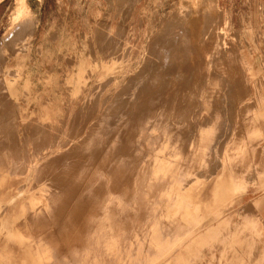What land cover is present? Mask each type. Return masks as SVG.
Returning <instances> with one entry per match:
<instances>
[{
  "label": "rangeland",
  "instance_id": "1",
  "mask_svg": "<svg viewBox=\"0 0 264 264\" xmlns=\"http://www.w3.org/2000/svg\"><path fill=\"white\" fill-rule=\"evenodd\" d=\"M13 7L14 0H3L0 3V114L5 113L0 115V161L2 164L4 163L0 164V169L3 166V171H0V208L4 207L2 205H5L9 198L21 193V196L15 199L16 209L13 208V214L17 213L16 217L18 218L14 228L20 232L23 230L22 233L26 234L27 238L25 245L16 243L3 247L0 242V264H75L77 260L76 264H264V224L260 221L256 208L257 197L264 193V0H193L192 2L190 0H35L30 11L22 14H16ZM22 18L31 19L27 20L30 24L27 23V26L19 27ZM18 30L21 33L16 35L12 33L9 39H4L5 35L12 31L16 33ZM17 35L19 37L15 39ZM158 55L162 56L161 59L165 58L164 64L168 60L164 69L156 70L155 63ZM21 59L27 62L22 78L18 81V76L22 73L19 65ZM163 61L158 62L160 66L163 65L161 64ZM159 64H157L158 67ZM141 68L144 69H142V73ZM86 70L89 71V75ZM134 72L135 74L139 72V75H136L139 80L147 81L151 78L149 76H152L153 81L151 80V82L154 83L157 81L173 82L174 84L172 83L165 90L178 88L182 93V99L188 112L184 110L181 114V106L177 104L169 113L171 115L166 114L167 117H163V122L169 120L172 126L167 125V130L165 127L169 123L164 122L165 124L163 123L159 127L165 125L166 130L163 127L160 131L159 128L157 130L158 132L162 131V135L164 132L166 133L163 136L161 133L157 134L159 137H155L154 141L152 139L151 143L143 145L144 147H136L133 151H131L132 149L127 150L125 149L124 143L127 142L125 140L122 143L125 148L121 146L119 148L123 150H107L102 153V158L99 156L101 153L99 155L97 153V157L93 158L96 155L91 154L90 156L89 150L96 149L98 145L101 148L103 146H100L102 143H96V147L94 144L93 146L88 145L89 141L87 140L91 139L93 134L95 137L96 126L94 123L98 122V117L105 109L110 114L119 111L121 107H127L126 104H120L118 96L115 97L116 95L111 93L114 88L122 87L121 85L115 86L119 82L117 75L125 74V77L129 78L130 75H135ZM15 73L16 75H14ZM146 74L149 77L147 79ZM75 75L81 76L78 79L82 82L76 90L78 84L72 85L71 83ZM142 75L146 77L142 78ZM222 76H226L225 79ZM49 78L54 82L44 89L46 87L44 83ZM6 79L9 81L12 79L14 84L19 83V88L25 79H29L28 92L32 94L31 97H37L36 100H26L22 95L23 92L21 94L19 90V108L16 112L11 111V107L8 109L7 95L4 94L7 92V86L1 84ZM223 81L224 84H220ZM176 82H178L177 86H175ZM183 82H186L184 86ZM1 85L4 86L3 89ZM180 85L182 87H178ZM227 88L232 89L231 91L235 88L239 90L231 93ZM197 89L199 90L197 91ZM186 91H189L187 92L188 97H186ZM225 91L227 93H224ZM109 94L112 95L111 98ZM21 97L23 99H20ZM107 97L110 99L104 103V99ZM226 97L228 98L226 99ZM229 97L230 99L232 97L234 101ZM112 98L118 100L113 101L116 104L108 107L111 108L109 110L106 107L113 103ZM121 98L123 99V95ZM108 103L109 105H107ZM115 105L116 107H114ZM13 109L15 108L13 107ZM179 112L181 115L184 112V115L180 117ZM4 115H7V118ZM43 119L46 122H42ZM258 119L261 121L259 122ZM14 120H17V127L14 125L16 123ZM175 120H179L180 123H173ZM184 120L185 122H183ZM203 120L204 122H202ZM253 124H261L257 125L261 128L257 126L254 128ZM190 125L192 126L190 127ZM251 126L252 128H249ZM176 127L180 128V134H177ZM174 128L176 134L173 132ZM6 130L7 132H5ZM181 132L183 133L181 134ZM39 135H42V138ZM164 139L168 145L163 141ZM13 140L16 144L11 143ZM61 141L64 144L67 143L68 149L75 153L70 152L69 154L68 149L67 152L64 150L63 153H55L54 150L59 148L58 144L63 143ZM70 143L72 147L75 145L74 150H71L72 147L69 148ZM78 143L82 148L76 147ZM106 144L110 146V143ZM84 145L88 151L83 150ZM81 151H84L85 154L82 153L85 156L82 155L86 158L81 155ZM120 152L122 153L120 154ZM129 152L131 153L129 154ZM173 152L176 154L174 155ZM57 154L64 155L60 156L61 159H57L59 157H56ZM48 155L49 157L51 155L52 159L48 158ZM80 156L83 157L82 160L79 159ZM88 156H90V160L87 159ZM78 159L79 161H77ZM85 159L90 162L87 163ZM92 159L96 163L95 166L102 164V168L100 165L96 166V169L94 164H92L94 167L89 165L91 168L84 165V169H90H86V171H91L92 168V171L96 170L94 174L91 171L90 175L87 172V176L82 171V163L84 160L86 164L93 163ZM54 160L57 163H54ZM80 161L82 163L78 165ZM52 162L53 164H51ZM38 164L42 165L40 168L42 170L39 169L41 165L37 167ZM144 164L145 166H143ZM77 165L79 166L78 170L76 169ZM135 166L136 170H133ZM150 166H153L155 170ZM145 168L148 170L146 171ZM8 169H12L13 172ZM99 169L102 173L99 172ZM52 170L61 173L54 175L57 173L53 174ZM125 170L128 172L126 173ZM156 171L160 173L157 174ZM36 172L39 177L35 176ZM97 174L100 176L98 175V177ZM156 174L155 177L158 181L155 177V180L151 179ZM92 175L97 178L95 177V179ZM92 177L94 179H90ZM38 178L39 182L35 181ZM81 178H86V180ZM98 178L99 180H97ZM52 180L56 183H53ZM91 180L100 183L94 182L93 184ZM102 180H104L103 183ZM222 180L229 186L225 200L214 205L211 208L212 212H203L206 203H213V191ZM31 181L35 184L34 187ZM64 181L66 182L64 183ZM98 183L103 185L99 186L101 190L98 191L96 188L91 191L95 188L94 186H98L96 185ZM20 184L19 188L24 187L23 189L17 188ZM145 184L148 187L152 186L151 189ZM135 188L138 192L135 191ZM152 188H155L154 191ZM139 190H142V193ZM92 192V195H96H90ZM139 194H143L144 198L143 196L138 197ZM249 197L253 199L252 206H243L242 202ZM57 199L62 200V203ZM101 200L103 201L101 202ZM29 201L34 202L31 205L32 208L25 209L24 215L21 214L20 206L28 205ZM52 201L54 202L52 203ZM128 201L129 203H127ZM139 204H142L143 207L141 208ZM139 208L143 212H140ZM39 209L40 211H38ZM123 209L128 210L125 212ZM3 211H0V218ZM73 212V216H70L69 214ZM91 212L92 215H90ZM129 216L133 219L131 220ZM105 219H108L109 222ZM116 221L120 225L123 221L129 224L123 222L122 226L125 227L119 225V229L116 226L118 225ZM31 222L37 227L32 226ZM99 222L104 226L103 230L102 226L98 225ZM107 223L110 226L115 224L112 226L113 229ZM131 223L135 226H131ZM92 225L98 228L92 227ZM88 229L91 230L88 231ZM29 231L34 232L33 235L35 234L36 238ZM110 231L113 234L117 232V234L115 233L117 240ZM129 231H131L130 235ZM82 232L84 233L82 234ZM91 232L92 235L99 237L102 234L100 232L106 233L108 236L112 234L113 237L111 235L109 237L113 239H106L107 244L105 240H102L106 235H101L99 243L98 237L89 235ZM83 235L90 236L91 240L90 237L87 239L88 237ZM123 235L126 237L124 238ZM93 238L95 241L98 239V242L91 245L94 242ZM86 239L91 241V244L85 241ZM118 242L122 243L123 247ZM86 243H88L89 249H86L87 245H84ZM70 244L75 247L72 249ZM99 245L103 246L101 250ZM67 246L70 248L67 249ZM63 251L69 252V255H66L65 252L64 254ZM56 253L61 256H57ZM70 254L73 255V258ZM37 258H41L42 262L37 261Z\"/></svg>",
  "mask_w": 264,
  "mask_h": 264
},
{
  "label": "bare ground",
  "instance_id": "2",
  "mask_svg": "<svg viewBox=\"0 0 264 264\" xmlns=\"http://www.w3.org/2000/svg\"><path fill=\"white\" fill-rule=\"evenodd\" d=\"M3 0H0V3L2 2ZM33 1H35V0H14V7H13V9H14V12H16V14L18 13V14H22V13H28L29 11H30V8H31V6H32V4H33ZM193 1V0H192ZM191 0H190V2H192ZM143 9H144V7H142ZM144 12V11H143ZM34 13V12H33ZM32 16H34V15H32ZM31 16V17H32ZM30 17V16H29ZM23 19H25V18H22V21L20 22V24H19V27H25V26H27L28 24H30L29 22H27V20L29 19H25V20H23ZM31 20V19H30ZM30 20H28V21H30ZM31 22H33V21H31ZM36 22V21H35ZM34 22V23H35ZM28 23V24H27ZM34 23H32L33 25H34ZM22 25V26H21ZM8 33V32H7ZM7 33H5V34H7ZM9 33H10V31H9ZM12 33H13V35H16V34H19V33H21L19 30L18 31H16V33H15V31H12L10 34H7V35H5L4 36V39H9V37H11L12 36ZM17 37H19V35H17V36H15V39H17ZM238 43V42H237ZM162 44H164V43H162ZM238 45V44H237ZM160 46H161V44H160ZM164 47L166 48V44L164 45ZM160 48V47H159ZM162 48H163V46H162ZM165 48H163V49H165ZM162 49V50H163ZM168 49V48H167ZM166 50V49H165ZM166 51H168V50H166ZM219 52V51H218ZM223 52V51H222ZM249 52V51H248ZM229 53V52H228ZM159 54H162V53H159ZM165 54H168V53H165ZM249 54V53H248ZM163 55H164V53H163ZM186 56V55H185ZM225 56V55H224ZM226 57V56H225ZM224 57V58H225ZM162 58V56H160V55H158L157 57H156V63H155V65H156V70L157 69H164L166 66H167V64H168V60H166L167 62H166V64H164V62L165 61H163L165 58H163V59H161ZM29 59V58H28ZM27 59V60H28ZM163 61V63L161 62V64H163V65H161L160 66V64L158 63V62H160V61ZM91 61V60H90ZM17 62V61H16ZM26 62L27 61H25L24 59H21L20 61H19V65H20V69H21V71H22V73L21 74H19V76H18V81H19V79H21L22 78V75H23V72H24V69H25V66H26ZM34 62H35V60H34ZM241 62V61H240ZM157 64H159V67H158V65ZM229 64V63H228ZM226 65V64H225ZM238 65H239V63H238ZM31 66V65H30ZM232 66V65H231ZM236 66V65H235ZM241 66V65H240ZM29 67V66H28ZM222 67V66H221ZM35 68V67H34ZM78 68V67H77ZM241 68V67H240ZM14 69V68H13ZM16 69H18V68H16ZM58 69V68H57ZM143 68H141V73H142V71L144 70H142ZM237 69V68H236ZM6 70V69H5ZM34 70V69H33ZM221 70V69H220ZM227 70V69H226ZM28 71V70H27ZM29 72H30V70H29ZM86 72H87V70H86ZM89 72V71H88ZM87 72V73H88ZM145 72V71H144ZM40 73V72H39ZM139 73V72H138ZM135 74V72H134V74L135 75H130L129 76V78H126L125 76V74H119V75H117V77H119V82H117L116 84H115V86H122L120 89H118V88H114L113 89V91H112V93L111 94H115L116 96L115 97H117L118 99H120V100H118L117 98H115V100L117 99L118 100V102L120 103V104H126L127 105V107H121V109L119 110V111H116L115 113H110V114H108V111L105 109L104 111H103V113H102V115L100 116V117H98L97 119H98V122L97 123H94L95 124V126H96V133H95V137H93L94 136V134H93V136H92V138H91V136H90V138L91 139H89V140H87V141H89L88 142V145L90 144L91 146H93V144H94V147H96L95 145H97L96 143H102L100 146H104L106 143H110V146H109V144L107 145L106 144V146H108V147H106V146H102V148L101 147H96V149H92V150H89L90 151V154L88 153V152H86L87 154H89L90 156H91V154H93V156L94 155H96L97 153H98V155H99V153H101V155H99V156H101V158H102V153L103 152H107V150L109 151H111V150H117L118 151V149L120 148V146L121 147H124V145L122 144V143H124L125 142V140L127 141V142H125L124 144L126 145L124 148L125 149H127V150H130V149H132L131 151H133V150H135L136 149V147L138 148H141V147H144L145 145H148L149 143H151V140L153 139V141L156 139L155 137H159V136H157V134H159V133H161V132H158V130L160 131V129L163 127L164 128V126H161V127H159L160 125H163V123L165 122H163V120H164V116H166L167 117V115L169 114V113H171V110H173V108L177 105V104H179V106H181V110H180V112H181V114H182V111H186V104L183 102V99H182V93H181V91L178 89V88H176L175 90H169V91H166L165 89H166V87H169V86H171L172 85V83L173 82H170V81H164V82H160V81H157V79L154 77V79H155V81H157L156 83H154V82H151V80H152V76H149V77H151L150 79H147V78H149L148 77V74H146V76H143L142 78H145L146 77V79H147V81L145 80V81H143V79L142 80H139L138 78H137V76L139 75V74ZM140 73V74H141ZM234 73V72H233ZM31 74V73H30ZM159 73H157V76H159L158 75ZM221 74V73H220ZM226 74V73H225ZM14 75H16V73L14 74ZM39 75V74H38ZM41 75V74H40ZM87 75H89V73L87 74ZM137 75V76H136ZM30 76V75H29ZM50 76V75H49ZM85 76V75H84ZM116 76V74L114 75V77ZM161 76V75H160ZM3 77H5V76H3ZM43 77V76H42ZM222 77H224V76H222ZM226 77V76H225ZM225 77H224V79H225ZM78 78H81V76H79V75H75V78L73 79V82H71L72 83V85H74V83H75V85L76 84H78L77 85V87L75 88V90L76 89H78V87L79 86H81V84H82V82L78 79ZM111 78V77H110ZM140 78H141V76H140ZM228 78V77H227ZM231 78H233V77H231ZM230 78V79H231ZM34 79V78H33ZM36 79V78H35ZM45 79V78H44ZM243 79V78H242ZM109 80V79H108ZM226 80H228V79H226ZM41 81V80H40ZM43 81V80H42ZM153 81V80H152ZM219 81V80H218ZM222 81V80H221ZM230 81H232V79L230 80ZM54 81L51 79L50 80V78L44 83V85L46 86V87H44V89H46L47 88V86L49 85V84H52ZM105 82V81H104ZM228 82V81H227ZM21 83H23V82H21ZM38 83V82H37ZM43 83V82H42ZM65 83H67V82H65ZM71 83H68L69 85L71 84ZM177 83L178 82H176L175 83V86H177ZM184 83V82H183ZM182 83V84H183ZM186 83V82H185ZM185 83L183 84V86L185 85ZM209 83H212V82H209ZM224 84V81L223 82H221L220 84ZM1 84H3V85H5V86H7V88H6V90H7V92H4V94L6 93V95H7V99H8V104H9V108L8 109H10V107H11V111L12 110H14V112H16L17 111V109L19 108V95H20V93H19V90L21 91V94H22V92H23V96L25 97V99L26 100H28V101H30V100H36V98L37 97H35V96H32L31 97V95L32 94H29V92H28V85H29V79H25L24 80V83H23V85L19 88V83H16V84H14V82L12 81V79H10V81L8 80V79H6L4 82H2ZM31 85H32V83H30ZM174 84V83H173ZM181 84V83H180ZM222 84V85H223ZM233 84V83H232ZM232 84H230L231 86H232ZM41 85V84H40ZM189 85V84H188ZM187 85V86H188ZM217 85H218V83H217ZM216 85V86H217ZM221 85V86H222ZM229 85V86H230ZM243 85V84H242ZM37 86V85H36ZM114 86V87H115ZM174 86V85H173ZM195 86H196V84H195ZM208 86H211V85H208ZM220 86V87H221ZM227 86V85H226ZM230 86V87H231ZM238 86V85H237ZM2 87H4V86H2L1 85V88ZM178 87H182V85H180V86H178ZM194 87V86H193ZM229 87V88H230ZM217 88V87H216ZM229 88H227V89H229ZM231 88H234V86L233 87H231ZM238 88H240L241 89V87H238ZM3 89V88H2ZM209 89V88H208ZM211 89V88H210ZM5 90V89H4ZM99 90V89H98ZM98 90H97V92H98ZM195 90V89H194ZM199 89H197V91H198ZM220 90V89H219ZM226 90V89H225ZM230 91L232 90V89H229ZM229 90H228V93H229ZM235 90H236V88H235ZM235 90H233V91H235ZM239 90V89H238ZM238 90H236V92L238 91ZM196 91V90H195ZM214 91V90H213ZM212 91V92H213ZM217 91V90H216ZM216 91H215V94H216ZM233 91H231V93L233 92ZM55 92V91H54ZM101 92V91H100ZM111 92V91H110ZM187 92H189V91H186V97H188L187 96ZM194 92V91H193ZM0 93H1V91H0ZM95 93V92H94ZM191 94H192V92H190ZM209 93V92H208ZM214 93V92H213ZM213 93H211V94H213ZM218 93V92H217ZM224 93H227L226 91L224 92ZM234 93V92H233ZM35 94V93H34ZM57 94V93H56ZM96 94V93H95ZM98 94H99V92H98ZM198 94V93H197ZM206 94V93H205ZM205 94H204V96H205ZM238 94V93H237ZM123 95V99L121 98V96ZM184 95V94H183ZM193 95V94H192ZM96 96V95H95ZM110 96H112V95H110L109 94V97ZM200 97H201V95H199ZM213 96H214V94H213ZM229 96V95H228ZM87 97H88V95H87ZM109 97H107V98H105L104 99V103H106V101L108 100V99H110ZM191 97V96H190ZM192 97H194V96H192ZM197 97V96H196ZM216 97V96H215ZM218 97V96H217ZM236 97V96H235ZM96 98V97H95ZM114 98V97H113ZM113 98H112V102L113 101H115V100H113ZM213 98V97H212ZM228 97H226V99H227ZM2 99V98H1ZM20 99H23L22 97L20 98ZM191 99V98H190ZM197 99V98H196ZM195 99V100H196ZM229 99H230V97H229ZM231 99H233L232 97H231ZM230 99V100H231ZM239 99V98H238ZM2 100H4V99H2ZM6 100V99H5ZM25 100V101H26ZM86 100V99H85ZM192 100V99H191ZM190 100V101H191ZM214 100V99H213ZM229 100V101H230ZM103 101V100H102ZM186 101H187V99H186ZM189 101V102H190ZM199 101V100H198ZM207 101V100H206ZM215 101V100H214ZM222 101V100H221ZM227 102H228V100H226ZM233 101H234V99H233ZM5 102V101H4ZM23 102H24V100H23ZM94 102V101H93ZM188 102V101H187ZM195 102V101H194ZM232 102V101H231ZM2 103V102H1ZM92 103V102H91ZM91 103H89V104H91ZM118 103V104H119ZM210 103V102H209ZM218 103H219V101H218ZM3 104V103H2ZM94 104V103H93ZM114 104H116V102H113L112 104H110L109 105V103L107 104V105H109V106H107L106 108H108V107H110L111 105L113 106ZM185 104V105H184ZM191 104V103H190ZM226 104V103H225ZM96 105V104H95ZM123 105V106H124ZM187 105H189L188 103H187ZM232 105V104H231ZM4 106V105H3ZM111 106V107H112ZM119 106V105H118ZM213 106H214V104H213ZM212 106V107H213ZM226 107H227V105H225ZM228 106H230V105H228ZM7 107H8V105H7ZM13 107L16 109H13ZM105 107V106H104ZM114 107H116V105L114 106ZM203 107H204V105H203ZM215 107H216V105H215ZM91 108V107H90ZM185 108V109H184ZM229 108V110H230V107H228ZM4 109V108H3ZM6 109V108H5ZM92 109V108H91ZM109 109V108H108ZM214 109V108H213ZM223 109V108H222ZM109 110H111V108L109 109ZM155 110H157L155 113H154V111ZM191 110V109H190ZM228 110V111H229ZM7 111V110H6ZM8 111H10V110H8ZM223 111V110H222ZM3 112V111H2ZM93 112V111H92ZM101 112V111H100ZM114 112V111H113ZM180 112H179V115H180V117L181 116H183L184 115V112H183V115H181L180 114ZM186 112H188V111H186ZM262 112V111H261ZM197 113V112H196ZM200 113V112H199ZM2 114V113H1ZM0 114V115H1ZM3 114H5V113H3ZM2 114V115H3ZM8 114H9V112H8ZM11 114V113H10ZM76 114V113H75ZM87 114V113H86ZM150 114H151V116H150ZM167 114V115H166ZM193 114V113H192ZM205 114V113H204ZM211 114H212V111H211ZM229 114H230V111H229ZM253 114V113H252ZM258 114V113H257ZM13 115V114H12ZM91 115V114H90ZM108 115V116H107ZM169 115H171V114H169ZM188 115V114H187ZM245 115V114H244ZM5 116V115H4ZM7 116V115H6ZM5 116V117H6ZM9 116V115H8ZM86 116V115H85ZM178 116V115H177ZM199 116V115H198ZM204 116V115H203ZM202 116V117H203ZM212 116V115H211ZM232 116V115H231ZM253 116V115H252ZM257 116H260V115H257ZM30 117H31V115H30ZM166 117H165V119H166ZM201 117V116H200ZM227 117V116H226ZM244 117V116H243ZM261 117V116H260ZM0 118H1V116H0ZM7 118V117H6ZM247 118V117H246ZM249 118V117H248ZM253 118V117H252ZM5 119V118H4ZM3 119V120H4ZM13 119V118H12ZM17 119V118H16ZM45 119H47V117H45ZM45 119H43L42 120V122H44L45 121ZM85 119V118H84ZM216 119V118H215ZM86 120V119H85ZM174 120V119H173ZM198 120V119H197ZM245 120V119H244ZM250 120V119H249ZM253 120V119H252ZM259 120V119H258ZM5 121V120H4ZM7 121V120H6ZM15 121V120H14ZM17 121V120H16ZM15 121V122H16ZM29 121H30V119H29ZM179 121V120H178ZM178 121H176L175 120V122L173 121V123H176V122H178ZM261 121V119L259 120V122ZM39 122V121H38ZM41 122V121H40ZM46 122V121H45ZM95 122V121H94ZM166 122L167 123H169V120L167 121L166 120ZM165 122V123H166ZM172 122V121H171ZM183 122H185V120L183 121ZM196 122V121H195ZM202 122H204V120L202 121ZM222 122V121H221ZM251 122V121H250ZM255 122V121H254ZM2 123H3V121H2ZM1 123V124H2ZM37 123V122H36ZM164 123V124H165ZM180 122H178V123H176V124H179ZM189 123V122H188ZM198 123V122H197ZM247 123V122H246ZM245 123V124H246ZM258 123V122H257ZM6 124H7V122H6ZM13 124H14V122H13ZM19 124V123H18ZM39 124V123H38ZM45 124V123H44ZM90 124V123H89ZM192 124H193V122H192ZM261 124H263L262 122H261ZM261 124H253L254 125V128H255V126H257V125H261ZM10 125V124H9ZM15 126L17 125V122L14 124ZM22 125V124H21ZM40 125V124H39ZM167 125L168 126H172V124H166V129H167ZM204 125V124H203ZM220 125V124H219ZM218 125V126H219ZM248 125V124H247ZM3 126V125H2ZM12 126V125H11ZM26 126V125H25ZM87 126V125H86ZM89 126V125H88ZM87 126V127H88ZM175 126H177V125H175ZM178 126H180V125H178ZM182 126V125H181ZM192 125H190V127H191ZM242 126V125H241ZM10 127V126H9ZM17 127V126H16ZM28 127V126H27ZM35 127V126H34ZM174 127V126H173ZM257 127H259V126H257ZM33 128V127H32ZM41 128V127H40ZM62 128V127H61ZM86 128V127H85ZM92 128V127H91ZM90 128V129H91ZM159 128V129H158ZM164 128V129H165ZM170 128V127H169ZM177 128V127H176ZM215 128H217V127H215ZM245 128H247V127H245ZM249 128H252V126L251 127H249ZM248 128V129H249ZM259 128H261V126L259 127ZM13 129V128H12ZM42 129V128H41ZM82 129V128H81ZM158 129V130H157ZM165 129V130H166ZM178 130H179V132H178V130L176 131L177 132V134H180V128L178 127L177 128ZM194 129V128H193ZM218 129V128H217ZM239 129V128H238ZM80 130V129H79ZM168 130V129H167ZM174 131V133H175V128L173 129ZM184 130H185V128H184ZM183 130V131H184ZM192 130V129H191ZM247 130V129H246ZM260 130V129H259ZM3 131V130H2ZM19 131V130H18ZM81 131V130H80ZM94 131V130H93ZM169 131H170V129H169ZM220 131V130H219ZM242 131V130H241ZM1 132V131H0ZM5 132H7V130L5 131ZM13 132V131H12ZM31 132V131H30ZM79 132V131H78ZM85 132V131H84ZM95 132V131H94ZM168 132V131H167ZM172 132V134H174ZM200 132V131H199ZM213 132V131H212ZM247 132V131H246ZM249 132V131H248ZM261 132V131H260ZM10 133V132H9ZM164 133H166V132H164ZM164 133H163V135H164ZM183 132H181V134H182ZM185 133V132H184ZM197 133V132H196ZM257 133H258V131H257ZM1 134V133H0ZM176 134V133H175ZM254 134V133H253ZM263 134V133H262ZM3 135H4V133H3ZM7 135V134H6ZM9 135V134H8ZM43 135V134H42ZM42 135H39L40 137L42 136ZM66 135V134H65ZM77 135V134H76ZM88 135V134H87ZM160 135V134H159ZM161 135H162V133H161ZM162 135V136H163ZM171 135V134H170ZM170 135L168 136V137H170ZM215 135V134H214ZM35 136V135H34ZM162 136H160V137H162ZM166 136V137H167ZM177 136V135H176ZM184 136V135H183ZM185 136H187V135H185ZM192 136V135H191ZM263 136V135H262ZM25 137V136H24ZM44 137V136H43ZM80 137H81V135H80ZM83 137V136H82ZM178 137V136H177ZM2 138V137H1ZM42 138V137H41ZM45 138V137H44ZM68 138V137H67ZM79 138V137H78ZM165 138V137H164ZM76 139H77V137H76ZM123 140V142H121L122 140ZM160 139V138H159ZM159 139H157L158 141H160ZM163 139V138H162ZM166 140H167V138H165ZM165 139L163 140V141H165ZM184 139H186V138H184ZM5 140H6V138H5ZM16 140V139H15ZM15 140H13L11 143H13ZM23 140V139H22ZM41 140H43V139H41ZM66 140V138L64 139V141ZM69 140H71V139H69ZM170 140V139H169ZM176 140V139H175ZM180 140V139H179ZM8 141V140H7ZM46 141H48V140H46ZM68 141V140H67ZM75 141V140H74ZM86 141V140H85ZM108 141H110V142H108ZM186 141V140H185ZM5 142V141H4ZM26 142V141H25ZM61 142H63V141H61ZM166 142V144H167V141H165ZM171 142V141H170ZM200 142V141H199ZM0 143H1V141H0ZM15 143V142H14ZM162 144H164L163 142H161ZM185 143V142H184ZM193 143H194V141H193ZM239 143V142H238ZM5 144V143H4ZM16 144V143H15ZM25 144V143H24ZM36 144V143H35ZM40 144V143H39ZM52 144V143H51ZM67 144V143H66ZM66 144H64V142L63 143H61V144H58L59 145V148L57 147V149H55L54 150V152L56 153H63V151L65 150H67L68 149V146L66 145ZM73 145H74V143H72ZM153 144V143H152ZM166 144H165V146H166ZM6 145V144H5ZM9 145V144H8ZM88 145L86 144V146H87V148H88ZM144 145V146H143ZM168 145V144H167ZM175 145V144H174ZM177 145V144H176ZM193 145H195V144H193ZM210 146L212 145V143L211 144H209ZM2 146H4L3 144H2ZM15 146V145H14ZM79 146H81L80 145V143H78V146H76V147H79ZM90 146V147H91ZM152 146V145H151ZM159 146H160V144H159ZM173 146V145H172ZM9 147V146H8ZM33 147V146H32ZM72 147V145H71V143H70V147L69 148H71ZM75 147V145L71 148V150L73 149ZM155 147V146H154ZM163 147H164V145H163ZM169 147V146H168ZM10 148V147H9ZM34 148V147H33ZM79 148H82V147H79ZM79 148H77V149H79ZM112 148V149H111ZM149 148H150V146H149ZM161 148V147H160ZM176 148V147H175ZM193 148V147H192ZM234 148V147H233ZM2 149H4V148H2ZM38 149H40V148H38ZM77 149H75V150H77ZM87 150L86 148H85V145H84V147H83V150ZM105 149H106V151H105ZM158 149H159V147H158ZM157 149V150H158ZM168 149V148H167ZM172 149H174V148H172ZM189 149H191V148H189ZM194 149V148H193ZM192 149V151H194ZM231 149V148H230ZM0 150H1V148H0ZM8 150H10V149H8ZM12 150V149H11ZM34 150V149H33ZM51 150H52V148H51ZM69 150V149H68ZM67 150V151H68ZM74 150V149H73ZM80 150H82V149H80ZM121 150H123V149H119V151H121ZM126 150V151H127ZM237 150V149H236ZM14 151V150H13ZM18 151V150H17ZM66 151V152H67ZM88 151V150H87ZM125 151V150H124ZM124 151H122V152H124ZM163 151V150H162ZM166 151V150H165ZM168 151V150H167ZM176 151V150H175ZM187 151V150H186ZM70 152L71 153H73L72 151H70L69 150V154H70ZM79 153H80V151H78ZM84 153V151H81V155ZM94 152V153H93ZM122 152H120V154L122 153ZM128 152V151H127ZM135 152V151H134ZM134 152H133V155H134ZM143 152V151H142ZM151 152V151H150ZM149 152V153H150ZM176 152H178V151H176ZM228 152V151H227ZM248 152V151H247ZM0 153H1V151H0ZM7 153V152H6ZM5 153V154H6ZM10 153V152H9ZM75 153V152H74ZM125 153V152H124ZM123 153V154H124ZM131 152H129V154H130ZM174 153V152H173ZM186 153V152H185ZM229 153V152H228ZM46 154V153H45ZM66 154H68V153H66ZM65 154V155H66ZM85 154V153H84ZM83 154V155H84ZM113 154V153H112ZM139 154V153H138ZM142 154V153H141ZM171 154V153H170ZM176 153H174V155H175ZM9 155V154H8ZM16 155V154H15ZM62 155H64V154H61L60 156H62ZM82 155V156H83ZM128 155V154H127ZM144 155V154H143ZM178 155V154H177ZM184 155V154H183ZM199 155V154H198ZM241 155H243L242 153H241ZM40 156V155H39ZM39 156H38V158H39ZM57 156H59L58 154L56 155V157ZM57 157V159L58 158H60L61 159V157ZM66 156H68V155H66ZM85 156V155H84ZM83 156V157H84ZM87 156V155H86ZM90 156H88L87 157V159L88 160H90ZM92 156V157H93ZM107 156V155H106ZM121 156H123V155H121ZM131 156H132V154H131ZM150 156V155H149ZM148 156V157H149ZM152 156V155H151ZM188 156V155H187ZM204 156V155H203ZM21 157V156H20ZM35 157V156H34ZM33 157V158H34ZM50 157H51V155H50ZM49 157V155H48V158H50ZM69 157V156H68ZM81 157V156H80ZM83 157H81V158H79V159H81L82 160V158ZM91 157V158H92ZM97 157V155L95 156V157H93V158H96ZM127 157V156H126ZM135 157V156H134ZM140 157H142V156H140ZM147 157V158H148ZM189 157V156H188ZM197 158H198V156H196ZM200 157V156H199ZM242 157V156H241ZM7 158V157H6ZM16 158V157H15ZM33 158H32V160H33ZM35 158H37V156L35 157ZM54 158V157H53ZM72 158H74V157H72ZM78 158V157H77ZM84 158H86V157H84ZM99 158V157H98ZM104 158V157H103ZM106 158V157H105ZM116 158V157H115ZM125 158V157H124ZM130 158V157H129ZM153 158V157H152ZM191 158V157H190ZM195 158V157H194ZM3 159V158H2ZM46 159V158H45ZM51 159H52V157H51ZM55 159V158H54ZM56 159V160H57ZM65 159V158H64ZM79 159L77 160V161H79ZM87 159H85L86 161H87V163L88 162H90V161H88ZM235 159H236V157H235ZM242 159V158H241ZM0 160H1V157H0ZM18 160V159H17ZM31 160V159H30ZM32 160H31V162H32ZM47 160V159H46ZM85 160L83 161V163L80 161V162H78V163H80V164H78V165H81V163L83 164V169H82V171H84L85 172V174L88 172V174L92 171V169H91V171H86V169L87 170H90V169H88V168H86V169H84L85 168V166L87 167V165H88V167H89V165L91 164H94V166H95V164L96 163H94V159H92V162L93 163H89V164H86L85 163ZM99 160V159H98ZM103 160V159H102ZM123 160V159H122ZM139 160V159H138ZM141 160V159H140ZM149 160H151L152 161V159H149ZM154 160V159H153ZM186 160V159H185ZM243 160V159H242ZM245 160V159H244ZM7 161V160H6ZM15 161V160H14ZM20 161V160H19ZM45 161V160H44ZM52 161V160H51ZM58 161V160H57ZM57 161H55L54 160V163L56 162L57 163ZM59 161H61V160H59ZM64 161V160H63ZM72 161V160H71ZM70 161V162H71ZM104 161V160H103ZM107 161V160H106ZM117 161V160H116ZM120 161V160H119ZM127 161V160H126ZM125 161V162H126ZM128 161H130V160H128ZM150 161V162H151ZM199 161V160H198ZM230 161H232V160H230ZM234 161H236V160H234ZM233 161V162H234ZM246 161V160H245ZM244 161V162H245ZM1 162V161H0ZM3 162H5V161H3ZM76 162V161H75ZM74 162V163H75ZM96 162H97V160H96ZM140 163H141V161H139ZM138 162V163H139ZM167 162H169L168 160H167ZM172 162V161H171ZM178 162V161H177ZM180 162V161H179ZM242 162V161H241ZM33 163V162H32ZM42 163V162H41ZM85 163V164H84ZM103 163V162H102ZM116 163V162H115ZM170 163V162H169ZM1 165H3L2 164V162L0 163ZM6 164V163H5ZM8 164H9V162H8ZM12 164V163H11ZM43 164H44V162H43ZM47 164H49V163H47ZM46 164V165H47ZM51 164H53V162L51 163ZM124 164V163H123ZM126 164V163H125ZM133 164H134V162H133ZM143 164V163H142ZM150 165H151V163H149ZM153 164H154V162H153ZM166 164V163H165ZM218 164V163H217ZM234 164H235V162H234ZM239 164V163H238ZM30 165H31V163H30ZM41 165V164H40ZM39 164L37 165V167H39L40 166ZM57 165H59V164H57ZM56 165V166H57ZM77 165V166H78ZM85 165V166H84ZM100 165V164H99ZM99 165H96V166H99ZM102 165V164H101ZM100 165V166H101ZM108 166H109V164H107ZM106 165V166H107ZM115 165V164H114ZM139 165V164H138ZM155 165V164H154ZM5 166V165H4ZM55 166V165H54ZM71 166H72V163H71ZM93 166V165H92ZM93 166V167H94ZM96 166H95V169H96ZM142 166V165H141ZM143 166H145V164L143 165ZM214 166V165H213ZM3 166H1V169H0V171H3L2 168ZM31 167V166H30ZM42 167V165L39 167V169ZM43 167H45V165H43ZM68 167V166H67ZM66 167V168H67ZM74 167V166H73ZM81 167V166H80ZM139 167V166H138ZM138 167H137V169H138ZM148 167V166H147ZM150 167H152L153 168V166H150ZM154 167H156V166H154ZM161 167V166H160ZM189 167V166H188ZM187 167V168H188ZM237 167V166H236ZM6 168V167H5ZM5 168H4V170H5ZM34 168V167H33ZM75 168V167H74ZM89 168H91V167H89ZM99 168V167H98ZM97 168V169H98ZM100 168H102V166L100 167ZM111 168V167H110ZM115 168V167H114ZM134 168V167H133ZM143 168V167H142ZM162 168V167H161ZM186 168V167H185ZM26 169V168H25ZM38 169V170H39ZM77 170L79 169V166H78V168H76ZM81 169V168H80ZM93 170L92 172H93V174H94V172H96V170ZM130 169V168H129ZM146 169V168H145ZM154 169V168H153ZM152 169V170H153ZM157 169H159L158 167H157ZM181 169H182V167H181ZM9 170V169H8ZM16 170V169H15ZM35 170H36V168H35ZM40 170H42V169H40ZM55 170V169H54ZM100 170V169H99ZM104 170V169H103ZM121 170V169H120ZM119 170V171H120ZM133 170H136V166H135V169H133ZM144 170V169H143ZM148 169H146V171H147ZM155 170V169H154ZM212 170H213V168H212ZM6 171V170H5ZM9 171H12L13 172V170L12 169H10ZM8 171V172H9ZM53 171V170H52ZM111 171H113V169H111ZM126 171V170H125ZM159 171L161 172V170L159 169ZM7 172V173H8ZM99 172H101L102 173V171L100 170ZM99 172H97V173H99ZM115 172V171H114ZM128 171H126V173H127ZM156 172H158V171H156ZM160 172H158L157 174H159ZM6 173V174H7ZM24 173V172H23ZM49 173H50V171H49ZM52 173V172H51ZM54 173H57V171L55 172V171H53V174ZM60 173L61 172H59V173H57V174H54V175H60ZM69 173V172H68ZM72 173V172H71ZM134 173V172H133ZM147 173V172H146ZM153 173V172H152ZM30 174V173H29ZM36 174V175H35ZM34 175L36 176V177H39V175H37V172L35 173ZM82 174V173H81ZM85 174H84V176H85ZM88 174H86L87 176H88ZM91 174V173H90ZM89 174V175H90ZM124 174V173H123ZM135 174H137V173H135ZM134 174V175H135ZM150 174V173H149ZM148 174V175H149ZM157 174L156 175H154L153 176V178H151L152 180L154 179V177L155 176H157ZM45 175H47V174H45ZM96 175V174H95ZM95 175H92V176H94V178L96 177ZM99 174H97V176H98ZM117 175V174H116ZM133 175V174H132ZM140 175V174H139ZM52 176V175H51ZM100 176V175H99ZM98 176V177H99ZM129 176V175H128ZM150 176V175H149ZM148 176V177H149ZM61 177V176H60ZM65 177V176H64ZM69 177V176H68ZM89 177H91V176H89ZM119 177V176H118ZM124 177V176H123ZM122 177V178H123ZM132 177V176H131ZM151 177H152V174H151ZM7 178V177H6ZM32 178V177H31ZM62 178V177H61ZM93 177L92 178H90V179H94ZM97 178V177H96ZM95 178V179H96ZM106 178V177H105ZM114 178V177H113ZM116 178V177H115ZM157 178H159V177H157ZM160 178H161V176H160ZM12 179V178H11ZM34 179V178H33ZM51 179V178H50ZM60 179V178H59ZM63 179V178H62ZM67 179V178H66ZM82 179V178H81ZM88 179V178H87ZM110 179V178H109ZM109 179H108V181H109ZM119 179V178H118ZM133 179V178H132ZM136 179V178H135ZM139 179V176H138V178H137V180ZM146 179V178H145ZM150 179V178H149ZM155 179H156V177H155ZM154 179V180H155ZM163 179V178H162ZM162 179H161V181H162ZM184 179V178H183ZM42 180V179H41ZM82 180H86V178L85 179H82ZM97 180H99V178L97 179ZM101 180V179H100ZM114 180V179H113ZM120 180V179H119ZM119 180H117V181H119ZM126 180H127V178H126ZM143 180V179H142ZM147 180V179H146ZM157 181H158V179H156ZM22 181V180H21ZM35 181H38L39 182V178H38V180H35ZM34 181V182H35ZM53 181V180H52ZM69 181H70V179H69ZM74 181V180H73ZM89 181V180H88ZM91 181H93V180H91ZM90 181V182H91ZM103 181L104 180H102V183H103ZM123 181V180H122ZM149 181V180H148ZM156 181V182H157ZM161 181H159V182H161ZM228 181V180H227ZM23 182V181H22ZM55 181H53V183H54ZM63 182V181H62ZM66 181H64V183H65ZM71 182V181H70ZM87 182V181H86ZM94 182L95 183H97V182H99V181H93V184H94ZM134 182V181H133ZM142 182V181H141ZM5 183V182H4ZM31 183H33L32 181H31ZM37 183V182H36ZM46 183H48V182H46ZM56 183V182H55ZM60 183V182H59ZM58 183V184H59ZM79 183V182H78ZM100 183V182H99ZM96 184V185H98V186H94L95 188L94 189H91V191L92 190H96V188H98V191L99 190H101V188L100 187H102L103 185H101V184ZM115 183V182H114ZM117 183V182H116ZM127 183V182H126ZM136 183H137V181H136ZM135 183V186H137V184ZM145 183H146V181H145ZM153 183V182H152ZM26 184V183H25ZM38 184V183H37ZM36 184V185H37ZM149 184H150V182H149ZM173 184V183H172ZM23 185V184H22ZM31 185V184H30ZM53 185H55V184H53ZM62 185V184H61ZM65 185V184H64ZM108 185V184H107ZM117 185V184H116ZM123 185V184H122ZM143 185V184H142ZM146 185V184H145ZM150 185H152V184H150ZM21 186V184L17 187L18 189H23V188H19ZM24 186V185H23ZM35 186V184L33 183V187ZM80 186V185H79ZM100 186V187H99ZM105 186V185H104ZM110 186V185H109ZM147 186V185H146ZM146 186H145V190H146ZM38 187V186H37ZM52 187V186H51ZM107 187V186H106ZM117 187V186H116ZM119 187V186H118ZM141 186L139 185V188H140ZM148 187V186H147ZM152 187V186H151ZM151 187H148L149 189H151ZM16 188V189H17ZM31 188H32V186H31ZM68 188V187H67ZM84 188V187H83ZM87 188H89V187H87ZM120 188H121V186H120ZM119 188V189H120ZM123 188V187H122ZM158 188V187H157ZM156 188V189H157ZM17 189V190H18ZM51 189V188H50ZM59 189H61V188H59ZM76 189V188H75ZM109 189V188H108ZM114 189H115V187H114ZM127 189V188H126ZM134 189V188H133ZM136 189V188H135ZM144 189V187L142 188V190ZM148 189V190H149ZM153 189V188H152ZM155 189V188H154ZM154 189H153V191H154ZM46 190V189H45ZM52 190V189H51ZM73 190V189H72ZM142 190L140 191L141 193H142ZM49 191V190H48ZM79 191V190H78ZM90 191V192H91ZM97 191V192H98ZM106 191V190H105ZM109 191V190H108ZM123 191V190H122ZM126 191V190H125ZM135 191H137L138 192V190L136 189ZM134 191V192H135ZM169 191V190H168ZM167 191V192H168ZM228 191H229V186H227L226 185V183H225V181H221L217 186H216V188H215V190L213 191V203L212 204H210V203H206L205 204V206H204V210H203V212H212L211 211V208L214 206V205H216V204H218L219 202H221V201H223V200H225V198H226V196H227V194H228ZM22 192V191H21ZM59 192V191H58ZM73 192H74V190H73ZM80 193H81V191H79ZM78 192V193H79ZM89 192V191H88ZM95 192V191H94ZM119 192V191H118ZM124 192V191H123ZM122 192V194H124ZM128 192V191H127ZM133 192V191H132ZM50 193V192H49ZM53 193V192H52ZM57 193V192H56ZM64 193V192H63ZM99 193V192H98ZM97 193V194H98ZM108 193V192H107ZM126 193V192H125ZM136 193V192H135ZM15 194V193H14ZM68 194V193H67ZM88 194H90V193H88ZM93 194V192L90 194V195H92ZM151 194V193H150ZM6 195V194H5ZM24 195V194H23ZM29 195V194H28ZM43 195V194H42ZM55 195V194H54ZM59 195V194H58ZM57 195V196H58ZM63 195V194H62ZM65 195V194H64ZM76 195V194H75ZM94 195H96V194H94ZM94 195H92V196H94ZM100 195V194H99ZM104 195V194H103ZM21 196V193H19L17 196H15V197H11V198H9L8 200H7V202L5 203V205H2V206H4V207H1L0 208V211H2V210H4L3 211V213H1V215H2V217L0 218V242L2 243V246L4 247H6L7 245H10V244H16V243H18V244H20V245H25L26 244V234H23L22 232H23V230H22V232H20V231H18L17 229H15L14 227H15V223H16V221H17V213L16 214H13V208H15L16 209V207H15V205H16V202H15V199L16 198H18V197H20ZM56 196V197H57ZM66 196V195H65ZM78 196V195H77ZM76 196V197H77ZM86 196H87V194H86ZM106 196V195H105ZM104 196V197H105ZM113 196V195H112ZM116 196V195H115ZM114 196V197H115ZM122 196V195H121ZM124 196H126V195H124ZM135 197H136V194L134 195ZM140 196H143V198H144V195L142 194H139V196L138 197H140ZM149 196V195H148ZM152 196V195H151ZM68 197H70V196H68ZM71 197H73V196H71ZM88 197H89V195H88ZM87 197V198H88ZM97 197H98V195H97ZM96 197V198H97ZM123 197V196H122ZM128 197V196H127ZM137 197V199H140V198H138ZM22 198V197H21ZM51 198V197H50ZM58 198V197H57ZM79 198V197H78ZM90 198H92V197H90ZM133 198V197H132ZM150 198V197H149ZM152 198V197H151ZM37 199V198H36ZM68 199H70V198H68ZM76 199V198H75ZM80 199V198H79ZM83 198H81V200H82ZM129 199V198H128ZM135 199V198H134ZM50 200V199H49ZM49 200H47V201H49ZM64 200H65V198H64ZM78 200V199H77ZM88 200H90V199H88ZM95 200V199H94ZM99 200V199H98ZM56 201V200H55ZM57 201H59L58 199H57ZM83 201H84V199H83ZM82 201V202H83ZM93 201V200H92ZM103 200H101V202H102ZM19 202V201H18ZM54 201H52V203H53ZM60 203H62V200L61 201H59ZM67 202V201H66ZM73 202V201H72ZM87 202V201H86ZM114 202V201H113ZM120 202H121V200H120ZM135 202V201H134ZM32 203H34V202H28V205H26L25 204V206L24 205H22V206H20V213L21 214H23L24 215V210L25 209H30V208H32L31 207V205H32ZM49 203V202H48ZM48 203H46V204H48ZM64 203V202H63ZM77 203V202H76ZM98 203H100V202H98ZM115 203V202H114ZM113 203V204H114ZM126 203V202H125ZM127 203H129V201L127 202ZM144 203V202H143ZM142 203V204H143ZM68 204H71V203H68ZM91 204V203H90ZM142 204L140 205L141 206V208L143 207L142 206ZM50 205H51V203H50ZM53 205V204H52ZM58 205H59V203H58ZM58 205H55V206H57L58 207ZM83 205V204H82ZM87 205V204H86ZM100 205V204H99ZM103 205V204H102ZM118 205V204H117ZM138 205V206H139ZM1 206V205H0ZM49 206V205H48ZM89 206V205H88ZM91 206V205H90ZM89 206V207H90ZM93 206H95V205H93ZM112 206V205H111ZM121 206V205H120ZM130 206V205H129ZM39 207V206H38ZM44 207V206H43ZM51 207V206H50ZM123 207V206H122ZM5 208V209H4ZM49 208V207H48ZM47 208V209H48ZM54 208V207H53ZM59 208H61V207H59ZM79 208V207H78ZM96 208V207H95ZM100 208V207H99ZM107 208V207H106ZM109 208V207H108ZM43 209V208H42ZM41 209V211L43 212V210ZM45 209V208H44ZM50 209H52V208H50ZM49 209V210H50ZM64 209V208H63ZM81 209V208H80ZM137 209V208H136ZM53 210V209H52ZM92 210V209H91ZM120 210V209H119ZM119 210H117V211H119ZM126 210V209H125ZM124 209H123V211H125ZM128 210V209H127ZM126 210V211H127ZM139 210H140V208H139ZM144 210V209H143ZM38 211H40V209L38 210ZM93 211V210H92ZM95 211V210H94ZM98 211V210H97ZM111 211H112V209H111ZM113 211H115L114 209H113ZM125 211V212H126ZM68 212V211H67ZM90 212V211H89ZM140 212H143V211H141L140 210ZM44 213V212H43ZM48 213V212H47ZM60 213V212H59ZM76 213V212H75ZM78 213V212H77ZM95 213V212H94ZM93 213V214H94ZM40 214H42V213H40ZM40 214H38V215H40ZM73 214H74V212L72 213V214H69L70 216L72 215L73 216ZM85 214V213H84ZM102 214V213H101ZM109 214H111V213H109ZM113 214V213H112ZM111 214V215H112ZM122 214V213H121ZM43 215V214H42ZM41 215V216H42ZM62 215V214H61ZM69 215H68V217H69ZM89 215V214H88ZM90 215H92V212L90 213ZM95 215V214H94ZM96 215H97V213H96ZM123 215V214H122ZM130 215H131V213H130ZM142 215V214H141ZM40 216V217H41ZM47 216V215H46ZM52 216V215H51ZM75 217L77 216V215H74ZM109 216V215H108ZM120 216V215H119ZM28 217V216H27ZM31 217V216H30ZM55 217V216H54ZM59 217V216H58ZM63 217V216H62ZM75 217H73V218H75ZM78 217V216H77ZM79 217H81V216H79ZM100 217V216H99ZM139 217V216H138ZM37 218H38V216H37ZM61 218V217H60ZM85 218V217H84ZM112 218V217H111ZM113 218H114V216H113ZM120 218V217H119ZM125 218V217H124ZM129 218H130V216H129ZM137 218V217H136ZM142 218V217H141ZM140 218V219H141ZM31 219V218H30ZM35 219V218H34ZM47 219V218H46ZM72 219V218H71ZM83 219V218H82ZM99 219V218H98ZM116 219H117V216H116ZM131 220L133 219V218H130ZM61 220H63V219H61ZM73 220V219H72ZM79 220H81V219H79ZM97 220V219H96ZM100 220H102V219H100ZM104 220V219H103ZM102 220V221H103ZM105 220H108V219H105ZM134 220H135V218H134ZM137 220H139L138 218H137ZM136 220V221H137ZM30 221V220H29ZM82 221H84V220H82ZM92 221V220H91ZM102 221H101V223H102ZM113 222L115 221V220H112ZM128 221V220H127ZM143 221V220H142ZM141 221V222H142ZM32 222H33V220H32ZM31 222V223H32ZM36 222V221H35ZM43 222V221H42ZM46 222V221H45ZM48 222H49V220H48ZM58 222V221H57ZM62 222V221H61ZM64 222V221H63ZM87 222V221H86ZM96 222V221H95ZM107 222H109V220L107 221ZM117 222V221H116ZM115 222V223H116ZM121 222V221H120ZM124 222V221H123ZM123 222L121 223L122 225H123ZM126 222V221H125ZM124 222V223H125ZM135 222V221H134ZM20 223H21V221H20ZM92 223H94V222H92ZM118 223V222H117ZM127 223V222H126ZM125 223V224H126ZM139 223H140V221H139ZM30 224V223H29ZM61 224V223H60ZM59 224V225H60ZM74 224V223H73ZM77 224V223H76ZM84 224V223H83ZM88 224V223H87ZM108 224V223H107ZM110 224H111V222H110ZM110 224H108V226L109 227H111L112 228V226H114V225H112V226H110ZM127 224H129V223H127ZM132 224V223H131ZM41 225V224H40ZM39 225V226H40ZM53 225V224H52ZM89 225V224H88ZM100 227L102 226V225H100V222H99V224H98ZM120 225V223H118V225H116L117 227ZM122 225H120L121 227H125V226H122ZM147 225V224H146ZM32 226H34L33 225V223H32ZM36 226V225H35ZM34 226V227H35ZM56 226H58V225H56ZM79 226H81V225H79ZM84 226V225H83ZM131 226H135V225H131ZM37 227V226H36ZM41 227V226H40ZM44 227V226H43ZM73 227V226H72ZM82 227V226H81ZM85 227V226H84ZM89 227V226H88ZM92 227H96V226H93L92 225ZM103 227L104 226H102L101 228H102V230H103ZM64 228V227H63ZM62 228V229H63ZM75 228V227H74ZM73 228V229H74ZM96 228H98V227H96ZM95 228V229H96ZM110 228V230H112ZM115 228V227H114ZM119 228V227H118ZM126 228H127V233H128V227L126 226ZM130 228V227H129ZM22 229V228H21ZM32 229H34V228H32ZM32 229H30V230H32ZM40 229V228H39ZM48 229V228H47ZM52 229V228H51ZM60 229V228H59ZM72 229V228H71ZM81 229V228H80ZM85 229V228H84ZM94 229V230H95ZM117 229V228H116ZM120 229V228H119ZM119 229H117V230H119ZM56 230V229H55ZM78 230V229H77ZM91 230V229H90ZM89 229H88V231H90ZM93 230V229H92ZM93 230V231H94ZM139 230V229H138ZM142 230V229H141ZM36 231V230H35ZM37 231H38V229H37ZM63 231V230H62ZM75 231V230H74ZM79 232H80V230H78ZM85 231H86V229H85ZM84 231V232H85ZM100 231V230H99ZM116 231V230H115ZM121 231V230H120ZM119 231V232H120ZM123 231V230H122ZM30 233H31V231H29ZM68 232H70V231H68ZM84 232H82V234L84 233ZM111 233H112V231H110ZM109 232V233H110ZM130 232L131 231H129V235H130ZM34 233V232H33ZM33 233H31L32 234V236H34L33 235ZM38 233V232H37ZM64 233V232H63ZM71 233V232H70ZM88 233V232H87ZM98 233V232H97ZM100 233H102L101 235L102 236H104V235H106V233H104L103 234V232H100ZM100 233H98V234H100ZM108 233V232H107ZM116 234H117V232H115ZM115 233L113 234V236L115 237ZM68 234V233H67ZM78 234V233H77ZM86 234V233H85ZM94 234V233H93ZM97 234V235H98ZM112 234H110L111 236H112ZM123 234H125V233H123ZM131 234H133V233H131ZM55 235V234H54ZM62 235V234H61ZM72 235V234H71ZM74 235V234H73ZM89 235L92 237H98L99 238V243H100V240H101V235H100V237L99 236H96V235H92V232L91 233H89ZM109 235V236H110ZM138 235H139V233H138ZM45 236H48V235H45ZM44 236V237H45ZM63 236V235H62ZM75 236V235H74ZM83 236H87L88 237V235H83ZM89 236V237H90ZM108 235H106V237H104V239L102 238V240H105L106 241V239H108V238H112V237H109ZM118 236V235H117ZM119 236H120V234H119ZM124 236V235H123ZM132 236V235H131ZM35 237V236H34ZM43 237V238H44ZM53 237H55V236H53ZM64 237V236H63ZM65 237H67V235H65ZM70 237V236H69ZM77 238H78V236H76ZM86 237V238H87ZM89 237L87 238V239H89ZM91 237H90V240H91ZM126 236H124V238H125ZM36 238V237H35ZM42 238V237H41ZM50 238V237H49ZM58 238V237H57ZM82 238V237H81ZM85 238V237H84ZM121 238V237H120ZM56 239V238H55ZM85 240V241H87V242H89L88 240ZM94 239V238H93ZM113 239V238H112ZM115 239H116V237H115ZM119 239V238H118ZM127 239V238H126ZM48 240V239H47ZM52 240V239H51ZM57 240V239H56ZM84 240V239H83ZM83 240H82V243H83ZM98 240V239H97ZM95 241V239H94V242H92L93 244H91L90 242H89V244H91V245H94V243L96 244V242H98V241ZM117 240V239H116ZM120 241H121V239H120ZM122 241H123V239H122ZM60 242H61V240H60ZM67 242H68V240H67ZM72 242V241H71ZM78 242H79V240H78ZM110 242V241H109ZM53 243V242H52ZM101 243H103V241H101ZM106 243H107V241H106ZM119 243V242H118ZM127 243V242H126ZM53 244H55V245H57V243H53ZM60 244V243H59ZM63 244V243H62ZM62 244H60V245H62ZM65 244H67L68 245V243H66L65 242ZM88 243H86V244H84V245H87ZM104 244H105V242H104ZM108 244V243H107ZM121 246H122V243H119ZM29 245V244H28ZM72 244H70V246H71ZM77 245V244H76ZM126 244L124 243V246H125ZM1 246V247H2ZM70 246L68 247L67 246V249L68 248H70ZM98 246V245H97ZM128 246V245H127ZM23 247V246H22ZM66 247V246H65ZM73 247H75V246H71V248L73 249ZM78 247V246H77ZM76 247V248H77ZM87 248L86 249H89L88 247H89V245H87L86 246ZM103 246H101L100 247V245H99V248H100V250H101V248H102ZM120 247V246H119ZM123 247V246H122ZM122 247H120V248H122ZM56 248H57V246H56ZM60 248H61V246H60ZM84 248H85V246H84ZM93 248V247H92ZM114 248V247H113ZM125 248H127V247H125ZM10 249V248H9ZM66 249V250H67ZM27 250V249H26ZM57 250H59V249H57ZM75 250V249H74ZM77 250V249H76ZM81 250H82V248H81ZM97 250V249H96ZM120 250V249H119ZM68 251V250H67ZM70 251V250H69ZM91 251V250H90ZM65 251H63V253H64ZM77 252H81V251H77ZM66 253V252H65ZM64 253V254H65ZM82 253V252H81ZM10 254V253H9ZM17 254V253H16ZM57 254V253H56ZM64 254H62V255H64ZM69 255V252L68 253H66V255ZM79 254V253H78ZM91 254V253H90ZM133 254V253H132ZM81 255V254H80ZM57 256H61V254L60 255H58L57 254ZM70 256H71V254H70ZM73 256V255H72ZM71 256V257H72ZM79 256V255H78ZM77 256V257H78ZM20 257V256H19ZM68 257V256H67ZM80 257V256H79ZM58 258V257H57ZM73 258V257H72ZM103 258H104V256H103ZM76 260L78 259V258H75ZM75 259H74V261H75ZM105 259H107V258H105ZM104 259V260H105ZM17 260H19V259H17ZM29 260V259H28ZM71 260V259H70ZM37 261H39V262H42V260H41V258H37ZM72 261V260H71ZM117 261V260H116ZM76 262H78V260L77 261H75V264H76Z\"/></svg>",
  "mask_w": 264,
  "mask_h": 264
},
{
  "label": "crops",
  "instance_id": "3",
  "mask_svg": "<svg viewBox=\"0 0 264 264\" xmlns=\"http://www.w3.org/2000/svg\"><path fill=\"white\" fill-rule=\"evenodd\" d=\"M253 199H251V197L245 199L242 202L243 206H252V201ZM257 213H258V217L260 218V221L264 224V193L260 194L257 197Z\"/></svg>",
  "mask_w": 264,
  "mask_h": 264
}]
</instances>
